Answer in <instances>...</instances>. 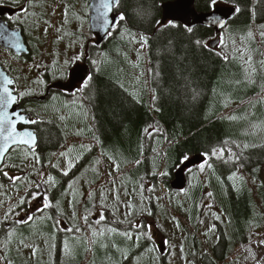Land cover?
<instances>
[{"label": "trees", "instance_id": "16d2710c", "mask_svg": "<svg viewBox=\"0 0 264 264\" xmlns=\"http://www.w3.org/2000/svg\"><path fill=\"white\" fill-rule=\"evenodd\" d=\"M173 1L175 0H119L114 12L119 17L123 15L125 19L119 21L105 44L96 47L91 43L92 37L88 32L84 38H77V43L71 40L61 41V50L57 55L53 53L54 56L51 57L43 51L46 40H43V35L35 28L37 23H27L24 20L25 35L29 36L26 38L30 52L26 57L27 63L33 64L39 55H43V60H53V63L42 62L40 66L28 70L20 82L21 86L35 82L39 85L41 97L44 96L47 86L65 82L69 66H63L60 62L63 45L76 52L77 47L84 46L85 42L87 57L82 59L86 60L90 69V79L87 81V87L83 85L84 90L77 91L75 95L84 100L86 109L92 113V128L96 135L90 133L86 138L89 141L97 138L100 143L106 145L114 141L122 143L120 138L124 137L126 141L122 144L126 147L125 151L129 152L128 157H131V167L145 170L137 180L138 186L142 187V184L148 181L151 186L160 189L157 183L160 181L167 193L174 192L170 183L174 171L182 164V158L187 156L190 159L202 155L208 167L193 175L192 179L217 167L215 172L223 180L225 191L231 195V199L235 191L245 194L242 200L245 211H249L253 221L260 225L264 217V181L260 174L264 167V143L252 145L247 139L245 142L249 148H239L236 145L238 138L230 135L228 118L241 111L246 106L244 102L261 94L260 87L264 88V76L261 73L264 67V0H216L215 4L221 2L225 6L237 8L233 19L221 31V37L229 36L234 39L235 50L229 48L231 53L223 48L222 43L217 49L209 48V42L215 38L211 28L197 26L187 29L173 23L160 25L161 6ZM32 2L34 0L30 1L24 10L25 16L28 15L30 20L36 15L30 8H37ZM215 4L213 5L211 0H196L195 10L208 13ZM239 37L247 40L248 47ZM229 44L231 46V43ZM242 45L245 46V54L238 53V48ZM67 55L64 54V57ZM106 56L113 59L108 67L104 66ZM74 57L78 60L76 54ZM247 65H252L255 81L252 86L245 87L247 92L246 97L244 96L246 100L242 102L244 104L229 111L223 103L227 98L224 96L223 102L220 103L222 106L218 107L217 90L220 82L228 79L230 74L238 69L237 80H245L241 69L244 70ZM135 78L139 85L132 83ZM139 86L140 89L137 88ZM55 91L67 99L74 95L57 90H52L49 95ZM22 98L25 100L24 111L31 113L36 121L32 128L38 139L37 149H13L0 169V243L23 225L11 217L18 219V213L28 208L27 202L22 203L26 199L23 197L26 190L35 188L42 182L52 208L37 214L47 213L54 210L53 206L64 190L65 182L71 177H65L64 182L57 189L54 188L55 174L51 164L57 152L66 143L67 130L60 126L56 116L46 118L38 109L30 107L31 104L44 103L50 97L39 102L36 95L28 93ZM220 98L222 101L221 96ZM150 130L154 131L151 136L148 133ZM136 145L143 151L134 156ZM213 150L221 151L222 154L215 157ZM131 171L129 169L128 174ZM17 173L19 179L10 181L9 176ZM211 175L216 176L212 172ZM49 176L53 178L54 183L48 181ZM152 195L153 192L150 196ZM28 197L30 200L32 194ZM154 204L153 201V221ZM6 207L10 210L6 211L1 219ZM256 207L258 211L255 210ZM94 208L96 207L92 204L87 206L86 222L88 214ZM110 217L111 225L119 230L133 228L134 222L120 225L113 216ZM244 232L245 227L242 234ZM242 234L240 237L239 234H229L226 237L221 234L216 248L220 244L225 254L229 253L239 244L243 238ZM136 236L144 245L149 244V238L138 233ZM194 247V250H200L196 242ZM150 257L158 261L153 250ZM164 261L163 257H159L160 263L165 264Z\"/></svg>", "mask_w": 264, "mask_h": 264}, {"label": "rangeland", "instance_id": "374dc122", "mask_svg": "<svg viewBox=\"0 0 264 264\" xmlns=\"http://www.w3.org/2000/svg\"><path fill=\"white\" fill-rule=\"evenodd\" d=\"M89 3L90 0L32 2V5L37 6L36 9H32L33 6L30 8L36 14L35 17L33 20H30L28 15L24 17L27 23H37L35 28L43 35V40H46L43 49L45 54L49 53V57L54 56L53 53L57 55L61 50V41L71 40L77 43V38L87 35ZM28 4H24L26 8ZM220 5L224 4H215ZM24 17L17 22L24 25ZM262 31L263 36L264 27ZM28 37L26 34L27 39ZM233 42L234 39L229 36L220 38V43L229 53V48L235 50ZM244 42L247 44V40ZM83 45L77 47L76 52L63 45L64 49L60 53L63 66L67 65L71 69L82 60L85 42ZM244 50L245 46L242 45L238 48V53L243 54ZM64 54L69 56L65 58ZM75 54L78 60L75 59ZM236 58L238 59V54ZM262 60L264 63V57ZM105 61L104 66L108 67L113 59L106 56ZM42 62L52 64L53 60H43V55H39L32 62V67L40 66ZM25 70L27 74L31 69L27 67ZM261 71L264 76V67ZM241 72L245 80H237L238 69L237 72H232L228 79L220 82L217 106H222L220 103L223 102L224 96L227 98L223 103L229 111L238 109L245 103L246 106L241 111L228 118L230 135L238 138L236 145L243 149L249 148L245 142L247 139L252 145L264 143V88L260 87L261 94L257 97L242 103L246 100L245 87L252 86L255 77L252 65H247ZM132 83L139 85L136 78ZM37 85L31 82L26 85L27 88H18L20 100L28 93L40 97V88ZM137 88L140 89V86ZM76 95L67 99L61 93L52 92L46 102L30 105L46 118L56 116L60 126L67 130L66 143L57 152L51 164L55 174L54 188L57 189L65 177H71L66 179L64 190L53 206L54 210L33 215L30 221L23 223L0 243V264H161L159 257L166 259L165 264H264V217L260 225L253 221L250 212L245 211L243 206L245 194L235 191L231 199V195L224 189L223 180L216 175L217 167H213L212 171H204L205 173L194 179L193 175L207 169L208 165L205 163L203 168L190 171V182L188 181L186 189L181 193H167L163 187L155 188L148 181L139 187L137 180L145 170L131 167V157H128L129 152L125 151L126 147L122 144L126 141L124 137L120 138L122 143L114 141L106 145L100 143L97 138L93 141L86 138L90 133L96 135L92 128V113L86 109L84 100ZM153 132L150 130L149 136ZM141 149L136 145L134 156L139 155L143 151ZM129 169L132 171L128 174ZM64 171L68 174L64 175ZM211 172L216 176H210ZM260 174L264 181V167ZM9 177H19V173ZM9 180L13 181L11 178ZM157 183L161 184L160 181ZM152 192L153 195L150 196ZM32 193H36L40 198L32 196L29 200L28 195ZM23 197L26 198L28 208L22 210L23 213H18V219L11 217L17 223L26 220L31 207L34 213L52 208L42 182L39 187L26 190ZM43 200H48L50 206L36 211L42 206ZM153 201L154 221L150 218ZM90 204L96 208L88 214V223L85 216ZM9 210L10 208H5L1 219ZM255 210L258 211L257 207ZM110 215L120 225L134 221V230L117 229L118 227L111 225ZM100 216L104 219L100 220ZM244 227L245 232L242 234ZM126 231L131 233V239L122 235ZM136 233L147 239L152 237L151 243L158 261L150 257V243L144 245L136 238ZM221 234L225 237L229 234H239L240 237L242 234L243 238L225 254L220 244L216 248ZM194 242L200 250H194ZM65 243L68 245L67 250Z\"/></svg>", "mask_w": 264, "mask_h": 264}, {"label": "water", "instance_id": "95a60500", "mask_svg": "<svg viewBox=\"0 0 264 264\" xmlns=\"http://www.w3.org/2000/svg\"><path fill=\"white\" fill-rule=\"evenodd\" d=\"M118 1L119 0H110L111 10L107 13V15L110 21L115 18V22L105 26L101 16V12L104 10L99 7L101 0H90L89 26L92 35L95 36V46L97 47H101L108 41L109 33L118 25V16L114 14V8L117 6ZM195 2L196 0H175L173 2L163 4L161 6L162 15L160 25L170 22L182 25L187 29H193L197 26L211 28L214 31L215 39L210 42L209 47L211 49H216V47L219 45L221 30L225 27L227 22H229L235 16L237 9L235 7L217 6L208 13H199L195 10ZM13 13L14 12L12 10L0 8V46L6 50L14 52L18 56L28 55V50L24 43L21 31L19 29L11 30L1 21V17L4 14L12 15ZM89 75L90 69L87 65H78L70 70L67 83H54L48 87L47 91L50 89H57L63 90L67 93H72L77 85L81 84L82 79ZM14 87V80L9 77L0 66V98L4 97V88H8L9 92L12 95H15ZM44 98L45 97H41L39 100H44ZM16 102L7 109L0 110H6L13 120H15V113H20L26 119L33 120L32 115L23 113L21 109L17 108ZM32 125L33 123L24 124L22 122H17V131H29L33 133L35 137V143L32 145L13 144L10 141L5 142L4 135H6V133L0 135V168L3 165L5 157L13 148L25 147L30 151H35L37 149L38 139L34 130L31 128ZM4 149H7V151H4ZM203 161L204 158L201 155H197L187 162H184L174 173L173 181L171 182V189L175 191L183 190L186 187V179L184 174L185 170L199 165Z\"/></svg>", "mask_w": 264, "mask_h": 264}, {"label": "snow or ice", "instance_id": "6c2138e0", "mask_svg": "<svg viewBox=\"0 0 264 264\" xmlns=\"http://www.w3.org/2000/svg\"><path fill=\"white\" fill-rule=\"evenodd\" d=\"M212 4L214 5L216 0H211ZM101 9H103L104 11L101 12V16L103 18V24L105 26L109 25L110 23H114L115 22V18H113L111 21L108 19V15L107 13L110 12L111 7H110V0H101L100 6ZM120 20H124L125 17L123 15H121L119 17ZM18 47V45H17ZM90 79L89 76H85L81 83L84 85V87H87V81ZM10 83V81H9ZM84 89L83 87L78 88L77 91L78 92H82ZM4 97L0 98V109H7L9 106L13 105L16 101H17V96L12 95L8 88H4ZM17 122H22L24 124H29V123H36L35 120H30V119H26L22 114L20 113H15V120H13L10 116L9 113L6 110H0V135H3L6 133V135H4V139L5 142H11L13 144H28V145H32L35 143V137L33 135V133L29 132V131H17ZM147 131V129L145 130ZM4 151H7V149H4ZM213 155L217 154L216 150H213ZM188 157L184 156L182 158V163L183 162H187L188 161ZM201 168H203V164L200 165ZM64 175H67V171L63 172ZM4 175H7V173H4ZM11 179L16 180L19 179V177H11ZM48 181H53V178L51 176L48 177ZM54 183V181H53ZM37 187H39V185H37ZM211 195V194H209ZM33 198H40L37 196L36 193H32ZM22 203H26V201H22ZM49 201L48 200H43L42 201V206L38 207L36 209V211H42L43 208H47L49 207ZM51 219V217H49ZM32 219L31 216H29L27 218V220L24 221H19V223H27L28 221H30ZM87 219V218H85ZM100 220H103L104 217L100 216L99 218ZM67 231H72L71 229H67ZM114 231V230H113ZM96 233L94 232L93 235H95ZM122 235L128 237L129 239L132 238L131 233L130 232H124L122 233ZM149 239H151L152 237L149 236ZM67 243H65V249L67 250ZM125 258H127L125 256Z\"/></svg>", "mask_w": 264, "mask_h": 264}, {"label": "flooded vegetation", "instance_id": "af4514ba", "mask_svg": "<svg viewBox=\"0 0 264 264\" xmlns=\"http://www.w3.org/2000/svg\"><path fill=\"white\" fill-rule=\"evenodd\" d=\"M24 4H25V0H0L1 9L5 8L8 10H12L14 12L12 15L4 14L1 18L2 22L6 24L12 30H17V29L22 30L24 37L26 39L24 25H22L21 22L20 23L17 22L18 20H20V18L22 19V17L25 16ZM23 19L25 20V17ZM0 57H1L0 66L3 68L4 71L6 70L9 73L8 74L5 71L8 75L12 76L15 79V82H16L15 93H16L17 86L19 85L20 88L22 87L20 82L23 81V76L26 73L25 68L28 67V63L26 60L27 56H15L11 54L10 52L4 50L0 46ZM18 99H19V102L17 101L18 108L22 109L24 112V109H23V106L25 104L24 98H22L23 99L22 101L20 100L19 97Z\"/></svg>", "mask_w": 264, "mask_h": 264}, {"label": "bare ground", "instance_id": "6f19581e", "mask_svg": "<svg viewBox=\"0 0 264 264\" xmlns=\"http://www.w3.org/2000/svg\"><path fill=\"white\" fill-rule=\"evenodd\" d=\"M179 47V46H178ZM186 59V58H185ZM110 95V94H109ZM22 101V100H21ZM204 113V112H203ZM186 114V113H185ZM202 117H203V115H202ZM198 121V120H197ZM186 127V126H185ZM179 132V131H178ZM202 137V136H201ZM202 141V140H201Z\"/></svg>", "mask_w": 264, "mask_h": 264}]
</instances>
